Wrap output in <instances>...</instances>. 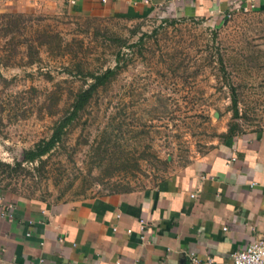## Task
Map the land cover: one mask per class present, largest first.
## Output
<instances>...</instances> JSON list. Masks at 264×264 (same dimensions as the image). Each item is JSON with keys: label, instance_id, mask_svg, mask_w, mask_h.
Segmentation results:
<instances>
[{"label": "rangeland", "instance_id": "374dc122", "mask_svg": "<svg viewBox=\"0 0 264 264\" xmlns=\"http://www.w3.org/2000/svg\"><path fill=\"white\" fill-rule=\"evenodd\" d=\"M17 12L30 19L24 36L48 43L37 52L33 44L32 61L18 44L0 64V161L21 162L16 171L0 166V188L14 196L60 201L142 189L230 129H264L263 10L221 20ZM9 38L0 41L2 58L11 54ZM116 66L62 141L23 161L87 87L88 74Z\"/></svg>", "mask_w": 264, "mask_h": 264}, {"label": "crops", "instance_id": "0c3cea01", "mask_svg": "<svg viewBox=\"0 0 264 264\" xmlns=\"http://www.w3.org/2000/svg\"><path fill=\"white\" fill-rule=\"evenodd\" d=\"M244 6L264 11V0H0V12L128 19L221 20ZM262 236L264 129L235 131L142 189L45 201L0 188V264H192V255L232 264L231 253Z\"/></svg>", "mask_w": 264, "mask_h": 264}, {"label": "trees", "instance_id": "16d2710c", "mask_svg": "<svg viewBox=\"0 0 264 264\" xmlns=\"http://www.w3.org/2000/svg\"><path fill=\"white\" fill-rule=\"evenodd\" d=\"M29 18L21 12L11 11V12H0V41L10 37L8 42L11 44L9 52L11 53L6 58L0 56V64L8 65L10 56L16 52V46L18 44H26L27 56L30 61H32L33 55V44L36 47L39 45L47 44L48 41L39 37L36 43L29 39V37L24 36L26 29L30 26L28 22ZM17 37V39H15ZM22 36V39H19ZM4 48V46L2 47ZM37 58H39L36 55ZM117 66L113 68H106L100 73H89L91 81L88 83L86 88H82L75 93L74 100L71 108L65 113L54 125L53 131L48 138L40 139L34 144L33 147L25 149L23 152V161H34L40 159L43 155L48 154L54 147L62 141V137L65 134V128L80 114V112L85 108L90 98L93 96L95 91L99 86L107 84L117 73ZM233 130H229L226 136H230ZM0 166L7 167L13 171L21 169V162L16 161L13 167L10 164H4L0 161Z\"/></svg>", "mask_w": 264, "mask_h": 264}, {"label": "built area", "instance_id": "2783aa9c", "mask_svg": "<svg viewBox=\"0 0 264 264\" xmlns=\"http://www.w3.org/2000/svg\"><path fill=\"white\" fill-rule=\"evenodd\" d=\"M248 10L249 8L247 6L238 8L236 10L234 9L228 11L223 16V18L230 16L231 13L235 11H248ZM191 196L193 197L194 194H192ZM11 206L12 205L10 203L6 205L7 209H9ZM1 216L7 217L8 219L12 218V214L8 211H2ZM138 222L140 225V229L143 233L145 230L146 220L143 217H141L139 218ZM114 229H116V227H114ZM130 231H131L130 228L127 229V232ZM141 238H144V235H141ZM190 258L192 264H198L200 262V259L195 255H192ZM230 258L232 264H264V236L251 241L249 244H247V246L244 249L234 251L233 253H231ZM42 260L43 259H41V261ZM207 262H213V258L208 257Z\"/></svg>", "mask_w": 264, "mask_h": 264}]
</instances>
